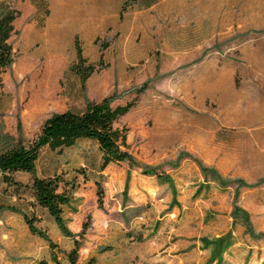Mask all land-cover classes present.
Wrapping results in <instances>:
<instances>
[{
	"label": "rangeland",
	"instance_id": "rangeland-1",
	"mask_svg": "<svg viewBox=\"0 0 264 264\" xmlns=\"http://www.w3.org/2000/svg\"><path fill=\"white\" fill-rule=\"evenodd\" d=\"M11 1L21 15L12 37L16 59L0 78V151L19 138L28 143L52 114L81 111L87 98L95 100L69 67L55 78L76 58L78 35L55 30L62 21L55 16L48 24L47 0ZM205 2L198 0L197 10L189 0L162 3L152 13L155 26L140 12L137 26L134 11L127 31L104 33L94 45L81 41L95 63L102 44L110 45L96 81L115 60L114 88L94 98L136 100L118 123L128 129L134 162L100 173L92 169L98 147L87 139L62 151L44 148L39 175L59 172L74 183L77 203L66 206L73 213L66 220L75 237L35 204L29 188L17 197L0 182V201L41 216L37 225L57 243L53 248L32 233L21 213L2 210L0 264H70L75 239L77 264H264V238L255 240L246 223L250 217L257 235L264 233V160L254 137V101L263 92L264 0H213L210 10Z\"/></svg>",
	"mask_w": 264,
	"mask_h": 264
},
{
	"label": "trees",
	"instance_id": "trees-1",
	"mask_svg": "<svg viewBox=\"0 0 264 264\" xmlns=\"http://www.w3.org/2000/svg\"><path fill=\"white\" fill-rule=\"evenodd\" d=\"M156 1L125 0L123 13L130 6L147 7ZM47 11L50 14L49 6ZM20 15L21 11L11 0H0V78L16 59L12 37L17 33L16 21ZM75 45L76 58L69 66V70L79 76L82 89L85 91L88 79L100 67L106 65L104 50L109 44H102L103 53L99 63L90 61L84 55L83 44L79 36H76ZM114 99L115 95L106 96L99 101L87 98L85 108L81 111L68 109L56 112L44 121L40 131L28 143L19 138L8 143L0 151V182L13 188L17 197L21 195L23 188H29L33 192L35 204L46 209L67 236L75 237L64 216V207L71 200L70 192L74 190V183L67 180L59 172L39 175L38 161L41 152L46 147L62 151L65 148L75 146L79 140L87 139L95 143L99 150V156L92 166L93 170H96L97 166L99 171H104L111 163H121L126 160L133 163L134 158L130 153L128 142V129L126 127L121 128L118 123L120 118L132 109L136 100L114 104ZM18 127L21 129L22 124L19 123ZM86 166L91 167L89 162L84 167ZM199 166L203 170L206 169L201 162H199ZM19 172L28 173L31 179L29 181L20 179L17 175ZM214 173L220 177L217 172ZM104 193L103 186L99 184L98 196L101 206L103 205ZM2 210L21 213L32 233L44 238L51 247H57V243L50 237L48 231L43 226L37 225L41 216L31 215L14 204H6L0 201V211ZM246 223H248L249 232L255 240L264 238V233L257 235L250 217H247ZM89 225V222L85 224V230ZM80 246V241L75 239V247L68 253L70 264H77ZM55 260L57 264H60L59 260Z\"/></svg>",
	"mask_w": 264,
	"mask_h": 264
},
{
	"label": "crops",
	"instance_id": "crops-1",
	"mask_svg": "<svg viewBox=\"0 0 264 264\" xmlns=\"http://www.w3.org/2000/svg\"><path fill=\"white\" fill-rule=\"evenodd\" d=\"M124 1L125 0H48L49 8H50V16H49L48 24L50 23L53 16H55L56 18L62 20V21H58V23L55 22L53 24L55 30H59L61 29V27H64L65 29L69 28L71 34L74 35V38L76 35H78L80 37V40L84 41L85 44L94 45L97 38L104 33L112 32L117 29L121 31L122 30L127 31L128 29H130L131 24H134V22L131 23L128 20V16L131 15L134 11H136L135 12L136 15L134 16V18L136 17L135 21L137 20L136 23L137 26H142V22L140 23L138 22V17H139L138 12H140V16L142 14L144 18L151 16L153 18L151 24L155 26L158 20L157 17L154 14H152L153 10L156 9V7H158L162 3H165V6H167L168 8L172 6L171 5L172 2L180 1V0H157L154 4L147 7L134 5L128 7L127 10L124 11L123 13ZM205 1L206 2L204 3V7H205L204 9L210 10L209 7L213 5L212 4L213 0H205ZM189 2H190V9L197 10L195 7H197L198 5V0H189ZM146 13L148 15H146ZM123 15L124 18H122ZM193 15L196 16L197 12L194 11ZM206 15L208 16V14ZM209 16L213 17V14L211 13ZM107 48H110V45ZM71 63L72 60L67 63V65L63 68L62 71L60 72L57 71L55 74L56 75L55 78H61L63 75H65ZM107 65L108 67L104 68L101 71L104 72V74L100 82L96 81L93 78L94 74L96 73H94L87 81V88L89 91V95L91 96V98L97 101L103 98V97L101 99L94 98L96 97L97 94L104 93L105 91L107 92L110 89L114 88L113 85L115 79L114 75L116 73L115 60L111 59L107 61ZM260 87L263 90V92L254 101V119L258 123L254 126L255 128L254 137H255V145H257L256 150L257 151L259 150L258 153L260 155H263L261 159L264 160V78L262 79V84ZM239 112H240L239 120H242L241 107H239ZM89 142L92 141L89 140ZM84 161L81 162V165L83 166L86 165ZM111 164H116V163H111ZM69 165L76 167V164L73 162H69ZM104 171H99V172L102 173ZM17 175L20 179H24L25 181H29L31 179V176L25 172H19ZM199 187L201 186L198 185L196 186V188ZM74 194H76V191L72 190L70 192L71 200L66 205V206L71 205L73 209L77 203L74 202L75 199ZM66 206L64 207L65 218L73 215L72 212L69 211L67 212ZM43 210L46 213H48L46 209ZM43 224L44 223H41V225Z\"/></svg>",
	"mask_w": 264,
	"mask_h": 264
}]
</instances>
